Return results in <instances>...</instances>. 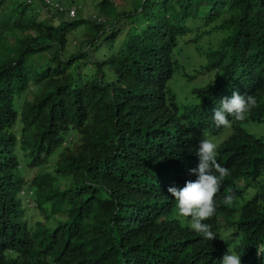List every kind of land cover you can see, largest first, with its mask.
<instances>
[{
  "label": "trees",
  "instance_id": "obj_1",
  "mask_svg": "<svg viewBox=\"0 0 264 264\" xmlns=\"http://www.w3.org/2000/svg\"><path fill=\"white\" fill-rule=\"evenodd\" d=\"M129 2L125 13L97 3L101 23L72 21L68 10L39 20L33 1L0 0V264H221L229 248L241 264H264V141L244 128L264 122V0ZM84 25L94 34L70 53L69 35ZM194 28L227 35L207 52L210 82L182 106L169 83ZM15 30L22 37L8 49L3 34ZM233 91L257 104L243 121L229 117L233 132L217 145L230 175L204 221L216 234L208 241L177 215L168 188L198 178L199 143L227 129L213 110ZM18 133L31 168L58 156L56 175L27 188ZM32 204L45 221L28 218Z\"/></svg>",
  "mask_w": 264,
  "mask_h": 264
},
{
  "label": "rangeland",
  "instance_id": "obj_2",
  "mask_svg": "<svg viewBox=\"0 0 264 264\" xmlns=\"http://www.w3.org/2000/svg\"><path fill=\"white\" fill-rule=\"evenodd\" d=\"M35 8L38 9L41 15L39 20H42L50 11L45 10L42 7L40 0H32ZM58 2L65 9H70V11L75 8L76 15L70 19L72 21H78L80 19L86 20H97L98 22H105L107 20L106 14L101 12L96 8L97 3L102 0H53ZM113 8L118 13L130 12L133 7L129 0H110ZM8 6V5H6ZM8 10V9H6ZM5 17L10 20V22L15 24L16 17L10 13H5ZM196 29L189 31V33L183 37L180 41V45L177 51L176 59L178 61V70L174 79L169 83V90L175 94L177 101L182 106L190 104L192 101L191 92L195 87H201L210 82V75L208 72H203L202 67L207 64V52L209 50L218 49L222 39L227 35L224 31H217L212 28L207 29ZM94 34L89 25H84L71 32L69 35V42L67 49L70 53L78 52L81 44L88 38V36ZM5 47L10 49L17 44V40L22 37L21 33L17 30L7 31L3 34ZM9 56L8 51L5 52L4 57ZM48 58L47 55H41L36 58L39 63L45 62ZM244 128L255 137L264 141V122L262 123H249L244 125ZM233 132L231 127L221 132L219 135L207 134L204 137L212 140L216 145L221 141L226 139ZM25 138L22 133H18V154L20 159V171L21 176H23L24 181L27 184V188L32 184L33 180L38 178L42 173L46 172L51 175L56 173L58 156L50 159L49 163L43 166L31 168L32 158L30 157L28 148L25 147ZM56 175V174H55ZM264 182V178L262 179ZM61 189H65L68 182L61 179L60 180ZM255 194L257 190L251 191ZM49 208V206L47 207ZM29 219H34L35 221H45V216L37 208V204L32 205V208L28 211ZM51 220L50 225L54 221ZM183 221L189 225L190 217L183 218ZM57 222L63 221L61 215H57ZM34 221V222H35ZM221 224L224 226L223 235L228 237L231 234V230L225 227L223 219H221Z\"/></svg>",
  "mask_w": 264,
  "mask_h": 264
},
{
  "label": "clouds",
  "instance_id": "obj_3",
  "mask_svg": "<svg viewBox=\"0 0 264 264\" xmlns=\"http://www.w3.org/2000/svg\"><path fill=\"white\" fill-rule=\"evenodd\" d=\"M61 5V4H60ZM214 84V81L211 82ZM257 104L252 95H242L233 91L230 98L220 101V107L213 110V120L216 127H231L229 117L236 121H243L246 114ZM199 164L196 169L190 170L198 173L195 181H187L182 188L169 187L168 192L177 201V215L189 218V227L201 234L206 240H214L216 234L211 231V225L204 221L211 219L216 211L215 197L220 191L222 182L230 175L227 167L221 166L217 161V145L207 137H202L197 151ZM218 174V175H217ZM233 202L231 195H226L223 203L230 205ZM264 253V245L257 247V254ZM221 264H241L240 255L230 248L222 258Z\"/></svg>",
  "mask_w": 264,
  "mask_h": 264
},
{
  "label": "built area",
  "instance_id": "obj_4",
  "mask_svg": "<svg viewBox=\"0 0 264 264\" xmlns=\"http://www.w3.org/2000/svg\"><path fill=\"white\" fill-rule=\"evenodd\" d=\"M32 1L31 0H29V3H31ZM44 4H45V6H46V9L48 10V11H59V12H67V10H68V13H69V15H68V17L70 18H73V17H75V15H76V10H75V8H73L71 11H70V9H65L63 6H61L59 3H55L54 1H52V0H44ZM32 205H34V204H32ZM31 205V206H32Z\"/></svg>",
  "mask_w": 264,
  "mask_h": 264
}]
</instances>
